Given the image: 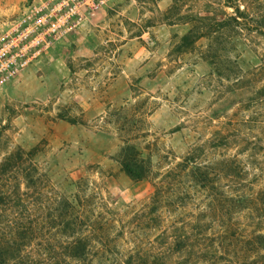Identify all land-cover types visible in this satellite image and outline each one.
Here are the masks:
<instances>
[{"label": "rangeland", "instance_id": "374dc122", "mask_svg": "<svg viewBox=\"0 0 264 264\" xmlns=\"http://www.w3.org/2000/svg\"><path fill=\"white\" fill-rule=\"evenodd\" d=\"M16 1L0 2V13H10ZM229 2L108 3L0 88V159L17 146L35 147L56 183L81 175L98 182L101 192L93 184L86 193L94 202L105 195L121 210L114 246L130 248V232L138 229L126 221L141 219L154 180L134 181L120 170L125 141L150 152L163 169L207 139L204 159L216 167L218 133L233 164L234 155L243 165L249 153L242 139L264 143V36L255 30L264 29V0ZM173 4L176 16L160 13ZM238 4L248 7L246 16L231 7ZM230 16L239 23L231 25ZM191 30V43L179 46ZM168 215L161 227L174 219ZM147 230L152 239L157 230Z\"/></svg>", "mask_w": 264, "mask_h": 264}, {"label": "trees", "instance_id": "16d2710c", "mask_svg": "<svg viewBox=\"0 0 264 264\" xmlns=\"http://www.w3.org/2000/svg\"><path fill=\"white\" fill-rule=\"evenodd\" d=\"M231 7L246 16L248 7ZM178 11L173 4L160 13L170 18ZM231 20V25L238 22ZM255 30L264 36L263 28ZM191 37L192 30L179 46H188ZM218 135L216 167L204 159L209 157L208 139L167 169L152 163L150 152L124 142L120 170L134 181L153 179L154 190L141 219L126 221L138 231L130 232L132 246L122 250L114 246L121 210L105 195L99 193L94 202L86 193L93 184L101 192L98 182L81 175L56 183L41 167L37 148L17 146L0 159V264H264V165L255 163L264 164V143L256 136L242 139L249 153L243 165L239 153L234 155L233 164L221 151L225 143ZM249 174L254 179H242ZM230 177L231 183L221 180ZM166 214L174 219L161 227ZM149 226L157 230L152 239Z\"/></svg>", "mask_w": 264, "mask_h": 264}, {"label": "built area", "instance_id": "2783aa9c", "mask_svg": "<svg viewBox=\"0 0 264 264\" xmlns=\"http://www.w3.org/2000/svg\"><path fill=\"white\" fill-rule=\"evenodd\" d=\"M112 1L17 0L9 6L10 13H0V88Z\"/></svg>", "mask_w": 264, "mask_h": 264}]
</instances>
